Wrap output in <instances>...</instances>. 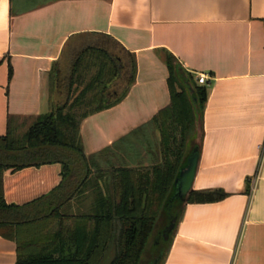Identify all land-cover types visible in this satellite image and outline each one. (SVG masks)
I'll return each instance as SVG.
<instances>
[{
	"label": "crops",
	"instance_id": "0c3cea01",
	"mask_svg": "<svg viewBox=\"0 0 264 264\" xmlns=\"http://www.w3.org/2000/svg\"><path fill=\"white\" fill-rule=\"evenodd\" d=\"M96 35L117 42L136 68L117 104L79 120L86 157L115 153L134 167L160 161L147 124L170 103L166 55L207 93L191 191L225 197L183 206L161 264H264V0H0V136L25 133L53 111L62 95L53 70L71 43ZM12 160L0 152L1 162ZM60 182L59 163L6 170L4 200L23 206ZM16 263L15 240L2 230L0 264Z\"/></svg>",
	"mask_w": 264,
	"mask_h": 264
},
{
	"label": "trees",
	"instance_id": "16d2710c",
	"mask_svg": "<svg viewBox=\"0 0 264 264\" xmlns=\"http://www.w3.org/2000/svg\"><path fill=\"white\" fill-rule=\"evenodd\" d=\"M115 48L126 53L129 61L125 62ZM71 53L75 58L74 69L85 57L96 55L108 60L112 77L128 74L125 86L128 88L133 83L134 57L109 36L96 35V39L81 43ZM163 60L169 73L170 103L147 124L158 133V163L146 167L123 163L108 170L98 168L93 182L90 179L89 162L97 168L101 155H84L78 137V122L114 106L125 93L83 113L77 121L73 111L87 91L103 86L111 73L105 74L104 66L98 68L91 82L73 102L69 103L67 97L65 102L55 105L53 111L39 117L21 139L14 137L11 131L0 136V152L16 158L10 163L0 161V231L8 230L15 240L16 264H100L111 247L113 258L108 264H142L145 255H149L150 264L158 251H162L158 263L161 264L183 208L167 239L162 235L155 243L158 227L166 221L164 206L173 191L179 168L194 147L200 152L198 125L207 99L206 91L192 81L191 75L174 65L171 56L166 55ZM71 85L72 80L66 86L68 95ZM62 87L59 80V92ZM195 119L197 130L192 133L190 125ZM51 163L61 165V182L57 188L23 206L6 204L2 184L6 170L15 172ZM86 187L90 188L92 199L87 210L73 216L62 215L63 209L81 196ZM224 197L221 191H190L184 205L187 202H215ZM55 226L57 229L51 232ZM149 245L156 251L154 254L150 253Z\"/></svg>",
	"mask_w": 264,
	"mask_h": 264
},
{
	"label": "rangeland",
	"instance_id": "374dc122",
	"mask_svg": "<svg viewBox=\"0 0 264 264\" xmlns=\"http://www.w3.org/2000/svg\"><path fill=\"white\" fill-rule=\"evenodd\" d=\"M73 45L74 43H71L69 46L70 48H67L65 50L60 62L57 64V67H55V70H53V73L51 76V80L53 82L54 74L58 72V74L60 75V80L63 85V87L61 88L62 95L59 97L58 101L56 102L63 103L67 100V97H69V100H70L69 103L73 102L80 95V93L87 86V84L91 82L92 78L96 75L98 68L100 66H104L103 72L105 74L107 72H111L109 76H107L106 79L104 80L105 83L103 84V86H98L97 88L95 87L94 89L92 88L83 95L78 106L73 111V116L75 117L77 121L79 120V117L83 113L88 112L95 107L103 106L111 98L113 93L120 94V92L123 90V87L125 86L128 80L129 75L121 74L120 76L116 77L115 75V77H112L111 76L112 67L109 64L108 60L100 56H96V55L85 57L80 63H78V66L76 67V69H74V66H75L74 59L75 58L73 57L74 55H72L71 53V51L73 50V49L71 50V47ZM115 52L118 53V55L125 62L129 61L127 54L120 51L119 48H115ZM70 80H72V85L70 87V91L68 95L67 94L68 90L66 86ZM55 90L56 88L54 87V84H51V91L55 92ZM196 124H197V121L195 119L190 125V129L192 133L194 130L195 131L197 130ZM154 132H155V135H157L158 137V133L156 129ZM23 134L24 133L20 131L19 133L13 134V136L18 139H21L23 137ZM112 155H115V153ZM112 155L103 154L100 157H98L97 162L99 163L98 164L99 166L97 168L94 166V164H92V162H89V170L92 173L90 179L92 180V182L96 177L95 175L96 169L99 168L101 170H108L111 167H119L123 165V162H121V160H118L116 157ZM90 193H91L90 188L86 187L84 191L82 192V195L78 196L76 199L73 200L74 203L80 206L77 208V211L76 212H73L72 210L69 211L68 210L69 208H66V209H63L61 214L73 216V215L85 212L87 210L88 205H90L92 201ZM161 227L162 225L158 227V230ZM56 229L57 227L55 226V228H53L51 232H54ZM148 249L150 253L154 254L156 252L151 245H149ZM112 258H113V249L111 247L100 264H108ZM149 260H151L149 255H145V257H143L142 264H148V262H150Z\"/></svg>",
	"mask_w": 264,
	"mask_h": 264
},
{
	"label": "water",
	"instance_id": "95a60500",
	"mask_svg": "<svg viewBox=\"0 0 264 264\" xmlns=\"http://www.w3.org/2000/svg\"><path fill=\"white\" fill-rule=\"evenodd\" d=\"M115 98L116 96H114V99ZM198 160L199 150L197 147H194L178 170L173 183V191L164 206L167 218L166 221L162 223V227L158 230L155 243H157L158 239L162 235L164 236V239H167V236L173 230L177 215L183 208L185 199L191 191ZM161 257L162 251H158L156 257L152 259L150 264H158Z\"/></svg>",
	"mask_w": 264,
	"mask_h": 264
},
{
	"label": "built area",
	"instance_id": "2783aa9c",
	"mask_svg": "<svg viewBox=\"0 0 264 264\" xmlns=\"http://www.w3.org/2000/svg\"><path fill=\"white\" fill-rule=\"evenodd\" d=\"M196 82L198 85H206L207 84V77L204 74H199L197 76Z\"/></svg>",
	"mask_w": 264,
	"mask_h": 264
}]
</instances>
